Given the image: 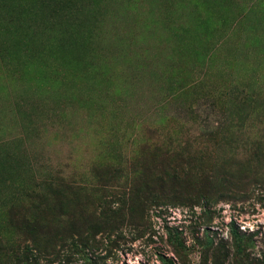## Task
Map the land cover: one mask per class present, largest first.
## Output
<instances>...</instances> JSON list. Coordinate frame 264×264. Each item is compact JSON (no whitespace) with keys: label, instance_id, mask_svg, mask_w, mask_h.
Returning <instances> with one entry per match:
<instances>
[{"label":"rangeland","instance_id":"rangeland-1","mask_svg":"<svg viewBox=\"0 0 264 264\" xmlns=\"http://www.w3.org/2000/svg\"><path fill=\"white\" fill-rule=\"evenodd\" d=\"M0 264H264V0H0Z\"/></svg>","mask_w":264,"mask_h":264}]
</instances>
